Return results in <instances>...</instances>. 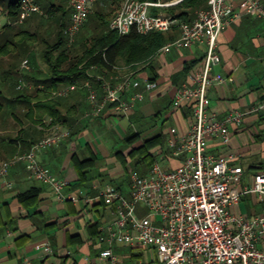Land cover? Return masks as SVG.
I'll return each mask as SVG.
<instances>
[{
  "label": "crops",
  "instance_id": "crops-1",
  "mask_svg": "<svg viewBox=\"0 0 264 264\" xmlns=\"http://www.w3.org/2000/svg\"><path fill=\"white\" fill-rule=\"evenodd\" d=\"M98 1L95 0L93 7ZM259 1L264 4V0ZM64 6L70 10L66 1ZM108 7L114 9V5L109 4ZM95 12L101 11L97 9ZM2 18L6 16L0 14V20ZM194 18L195 12L188 23ZM163 33L170 37L167 42L181 35L179 28ZM263 35L264 18L250 15L232 22L220 34L218 53L221 61L213 67V73L231 77L232 81L214 85L208 91L209 109L218 118H224L232 110H250L262 100ZM155 54L137 69L136 76L141 86L126 93L123 98L128 100L135 91L143 90L145 80H152L153 77H156L157 87L145 93L144 99L135 104L128 116L115 112L109 105L99 116L89 115L92 106L88 92L82 86L84 81L90 80L99 100L103 98V91L95 79L101 74L96 66L87 70V79L76 81L78 87L67 96L49 98L57 103L64 118L61 122L69 135L59 144L41 150L37 159L50 170L54 179L66 182L61 190L65 199L61 201L55 198L48 184L30 174L24 162L11 163L48 133L45 125L43 128L40 126V120L49 115L37 118L35 102L32 101V117L28 113V105L12 97L7 74L0 75V168L3 163H9L5 174L0 176V264H22L25 260L31 264H90L101 250L110 245L103 228L113 219L112 208L96 198L99 188L111 185L129 198L133 174L145 176L155 163L166 169L176 168L184 160L185 155H176V147L169 144L170 129L175 127L180 132L186 131L192 122L193 112L188 104L172 109V101L175 91L184 82H191L192 73L200 68L204 47L197 44L190 49L173 48L164 55ZM187 65L191 68L183 73ZM128 72V67L119 66L107 75L117 77L114 79L117 81ZM27 83L33 85L32 82ZM169 84L172 85L165 93L156 95ZM153 122L156 124L150 126ZM230 132L227 143L210 138L207 152L214 156L231 157L230 165L242 168L240 186L250 185L253 176L264 170V115L260 112L248 113L242 124L230 126ZM132 133L139 135L133 145L135 148L157 136H162V141L147 149V159L127 157L126 163H123L116 154L125 147L124 138ZM102 154L109 159L108 163H102ZM92 159L94 161L79 173V162ZM30 189L38 191L37 199L21 202L18 195ZM232 211L247 217L264 216V202L257 200L253 194H247L241 197ZM87 215L92 218L88 219ZM112 248L122 264H133L139 259L149 262L153 258L149 247L132 248L113 242Z\"/></svg>",
  "mask_w": 264,
  "mask_h": 264
},
{
  "label": "built area",
  "instance_id": "built-area-1",
  "mask_svg": "<svg viewBox=\"0 0 264 264\" xmlns=\"http://www.w3.org/2000/svg\"><path fill=\"white\" fill-rule=\"evenodd\" d=\"M19 22L33 14L44 11L35 0H20ZM71 11L70 22L64 28L67 46L72 47L75 37L93 12L95 0H65ZM182 0H124L120 11L110 20L109 29L119 36L134 29L139 34L168 32L176 28L180 37L165 43L156 56L164 55L173 48L204 47L200 68L192 73L191 82H184L174 93L172 109L192 104V122L189 128L180 132L170 129L169 144L176 147L175 154H184L179 166L166 169L159 163L153 164L145 176H131V195L125 197L111 185L99 188L96 198L112 208V221L104 228L109 246L99 252L90 264H122L112 248L119 242L132 248L149 247L153 253L151 261L136 260L133 264H264V216L247 217L232 211L241 197L253 194L264 202V170L253 176L250 185L240 186L241 167L231 166V157L214 156L207 152L208 141L214 137L223 143L229 141L231 125H240L244 116L251 112L264 115V94L262 100L247 111L232 110L224 118H218L210 111L209 89L214 85L232 81L220 73H213V67L220 63L218 39L232 22L244 15L264 18V4L259 0H208L207 6L195 11L191 23L184 22L170 13L155 10L168 8ZM264 43V35L262 36ZM21 67L28 70V60ZM95 66H91L94 68ZM89 70V69H87ZM138 70L129 71L119 80L117 77L96 75L95 79L103 91L100 101L90 80L82 84L88 92L92 106L89 113L99 116L107 105L128 116L145 93L157 87L156 81L145 80L144 88L135 91L128 100L123 96L141 86ZM33 88L23 79L18 89ZM78 87L76 82L50 91L51 98L67 96ZM48 133L31 145L28 152L12 160L24 162L30 174L48 184L58 200H64L62 188L65 181L56 180L50 170L39 163L38 153L59 144L69 135L61 121L51 116L40 120ZM9 163L0 168L5 174ZM144 211L142 214L139 212ZM47 246V244H45ZM47 250H50L47 246ZM22 264H31L25 260ZM48 264V263H38Z\"/></svg>",
  "mask_w": 264,
  "mask_h": 264
},
{
  "label": "trees",
  "instance_id": "trees-1",
  "mask_svg": "<svg viewBox=\"0 0 264 264\" xmlns=\"http://www.w3.org/2000/svg\"><path fill=\"white\" fill-rule=\"evenodd\" d=\"M35 1L44 13L50 16L49 18L56 28L54 40L46 42L42 55L47 70L45 74L36 72L35 74H26V81L32 82L35 86L34 89H18L17 85L14 84L11 85L9 91L15 100L20 103H27L29 107L28 113L32 117L34 111L30 107V103L34 101V110L39 119L45 115L51 116L55 121H62L64 119L59 112L55 100L49 99L51 98L50 91L52 89L55 90L62 85L87 79V69L91 66L98 67L99 72L105 74L107 77L110 76L107 73L119 66L128 67L129 71L137 70L170 38L163 32L139 34L134 29L124 36H119L117 32L109 29L110 21L108 22L107 18L109 13L95 12L98 22L96 23L95 34L88 40L91 45L87 46L84 43L82 52L80 54H73L63 39V31L68 24L65 19L67 14L64 6L65 1L58 6H56V2L53 0ZM207 2L208 0H182L178 4L168 7L166 12L184 22H188L196 10L207 6ZM111 5H113V2ZM0 14L5 15L8 19V22L4 26H0L1 61L5 57L15 56L17 50H20L23 44L26 47L34 44L37 40V34L31 33L28 30H16L15 25L19 22L21 14L20 0H0ZM22 50H20V53ZM15 68L11 65L7 69L2 70L0 75L5 76V74L11 73ZM190 68L191 65H187L183 69V73H187ZM152 80L155 81L156 77H153ZM171 85L169 84L156 95L165 93ZM109 106L110 108L113 107L112 105ZM189 108L192 110V104L189 105ZM138 139L139 135L137 133H132L124 138L125 147L116 154L121 162L126 163L127 157L135 158L136 156H140L142 159H147V149L159 144L162 141V136H157L149 140L145 145L135 148L133 145ZM93 161L92 159L79 162V173L82 169L89 166V162ZM127 171L131 173V170ZM37 197L38 191L36 189H30L18 195V199L23 203L33 202Z\"/></svg>",
  "mask_w": 264,
  "mask_h": 264
},
{
  "label": "rangeland",
  "instance_id": "rangeland-1",
  "mask_svg": "<svg viewBox=\"0 0 264 264\" xmlns=\"http://www.w3.org/2000/svg\"><path fill=\"white\" fill-rule=\"evenodd\" d=\"M56 2V4H63L64 0H53ZM123 0H103L100 3V0L96 2V4L93 7L92 14L88 17L87 22L84 24V26L81 28L78 35L75 37V43L72 47H68L73 54H80L83 50V44L85 43L87 46L91 45V43L88 41L96 32V23L98 22L97 17H95V11L98 9V11H101V13H109L107 16L108 22L111 18L114 17L115 12L119 9L121 3ZM113 2L114 9L109 8L108 5ZM106 5V6H105ZM167 8L157 9L155 11L157 12H166ZM66 22L69 24L70 22V15L71 11H66ZM169 13V12H166ZM31 17V18H30ZM28 19L22 22H18L15 27L16 30H28L31 33L37 34V40L34 44L27 46L22 45L21 49H23L20 53V50H17V54L15 56H9L5 57L0 61V73L2 70L7 69L11 65L15 69L12 70L11 73H8V79L11 85H18L19 80L23 79L26 83V74L28 73H43L47 70V67L43 61V52L46 47V42H52L55 38L56 28L51 22L50 16L44 13L43 15L35 14L34 16H30ZM60 17V15H58ZM67 24V25H68ZM63 39L67 45V39L65 36H63ZM19 53V54H18ZM28 60L29 69H23L21 67L22 62L24 60ZM120 73H124V71H121ZM109 77V76H108ZM0 88H2L0 83ZM35 88V87H34ZM27 89V87L25 88ZM25 103V102H24ZM27 104V103H26ZM159 122H157L158 124ZM156 124L153 122L150 124V126H154ZM121 145V144H120ZM118 146V145H117ZM116 146V147H117ZM120 147V146H119ZM119 149V148H118ZM102 163L106 164L108 163L109 159H106L105 156L102 154ZM4 164V163H3ZM2 164V165H3ZM113 184V183H112ZM240 185V184H239ZM56 198V196H55ZM142 211V210H141ZM144 211L139 212V209L137 210L138 214H142ZM88 219H91L92 216L87 215Z\"/></svg>",
  "mask_w": 264,
  "mask_h": 264
},
{
  "label": "water",
  "instance_id": "water-1",
  "mask_svg": "<svg viewBox=\"0 0 264 264\" xmlns=\"http://www.w3.org/2000/svg\"><path fill=\"white\" fill-rule=\"evenodd\" d=\"M6 22H7V18H2L0 20V26H4L6 24Z\"/></svg>",
  "mask_w": 264,
  "mask_h": 264
}]
</instances>
